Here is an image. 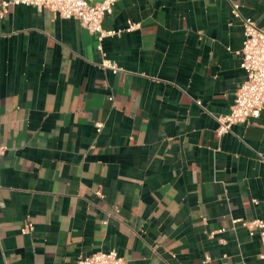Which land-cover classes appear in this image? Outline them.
<instances>
[{
	"label": "crops",
	"instance_id": "0c3cea01",
	"mask_svg": "<svg viewBox=\"0 0 264 264\" xmlns=\"http://www.w3.org/2000/svg\"><path fill=\"white\" fill-rule=\"evenodd\" d=\"M245 18L264 0H117L101 49L49 8L0 15V264H264L236 221L264 220V110L217 133Z\"/></svg>",
	"mask_w": 264,
	"mask_h": 264
},
{
	"label": "built area",
	"instance_id": "2783aa9c",
	"mask_svg": "<svg viewBox=\"0 0 264 264\" xmlns=\"http://www.w3.org/2000/svg\"><path fill=\"white\" fill-rule=\"evenodd\" d=\"M117 0H103L91 2L89 0H9L2 2L0 15L3 17L11 5H33L38 8H49L62 18H75L82 22L91 32L98 33L99 47L102 49L101 41L104 37L120 34L123 30H106L103 27L105 15L114 12ZM137 23L129 22L127 30H133ZM102 67L114 70L122 69L117 62L104 57ZM241 66L246 72L245 80L236 91L231 109L226 114L218 115L219 122L217 133L223 136L232 132L236 124L245 123L251 118L259 117L264 110V27H260L252 18H245L244 40L241 49ZM101 130L102 123L97 124ZM2 130L0 126V159L6 153L7 146L2 141ZM248 228L251 235L259 232L264 244V220H236ZM32 224L27 223L23 232H30ZM76 264H127L126 259L115 249L109 251H95L86 256H80Z\"/></svg>",
	"mask_w": 264,
	"mask_h": 264
}]
</instances>
